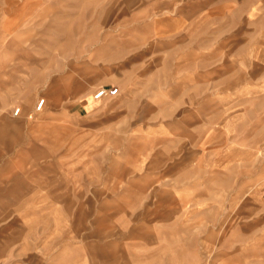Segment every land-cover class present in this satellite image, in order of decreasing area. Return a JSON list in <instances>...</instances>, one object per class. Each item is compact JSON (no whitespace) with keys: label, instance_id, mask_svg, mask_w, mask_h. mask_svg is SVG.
<instances>
[{"label":"rangeland","instance_id":"374dc122","mask_svg":"<svg viewBox=\"0 0 264 264\" xmlns=\"http://www.w3.org/2000/svg\"><path fill=\"white\" fill-rule=\"evenodd\" d=\"M263 195L264 0H0V264H230Z\"/></svg>","mask_w":264,"mask_h":264},{"label":"crops","instance_id":"0c3cea01","mask_svg":"<svg viewBox=\"0 0 264 264\" xmlns=\"http://www.w3.org/2000/svg\"><path fill=\"white\" fill-rule=\"evenodd\" d=\"M232 222L230 264H264V213L244 215Z\"/></svg>","mask_w":264,"mask_h":264},{"label":"built area","instance_id":"2783aa9c","mask_svg":"<svg viewBox=\"0 0 264 264\" xmlns=\"http://www.w3.org/2000/svg\"><path fill=\"white\" fill-rule=\"evenodd\" d=\"M119 93V90L118 88H107V87H102L101 89H99L96 93H95V99H103V98H106V97H113V96H116L118 95ZM44 104V100H42L41 104H40V107L41 108ZM21 109L18 108L16 111H15V115H18L20 113Z\"/></svg>","mask_w":264,"mask_h":264},{"label":"bare ground","instance_id":"6f19581e","mask_svg":"<svg viewBox=\"0 0 264 264\" xmlns=\"http://www.w3.org/2000/svg\"><path fill=\"white\" fill-rule=\"evenodd\" d=\"M44 101H45V99H44ZM40 102H41V100L39 101V103H40ZM39 103H38V105H39ZM38 105H37V106H38Z\"/></svg>","mask_w":264,"mask_h":264}]
</instances>
